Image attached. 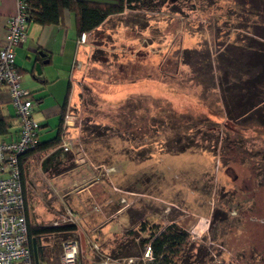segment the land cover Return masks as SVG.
Returning a JSON list of instances; mask_svg holds the SVG:
<instances>
[{"label": "rangeland", "instance_id": "obj_1", "mask_svg": "<svg viewBox=\"0 0 264 264\" xmlns=\"http://www.w3.org/2000/svg\"><path fill=\"white\" fill-rule=\"evenodd\" d=\"M156 14L157 55L144 50L135 32L129 40L117 36L111 51L95 50L79 65L76 156L96 173L113 170L120 211L108 237L85 242L77 230L69 240L78 243V260L89 264L107 257L145 264L139 241L176 222L206 246L212 264H264V117L260 126L258 118L247 120L264 114V0H170ZM170 14L195 25L196 69L182 47L186 30L171 35V27L159 24ZM138 16L141 26L149 24ZM209 52L214 74L200 70ZM256 84L260 92L251 88ZM33 181V215L51 201L65 202L53 184L43 186L36 174ZM59 209L65 223L68 212ZM128 238L134 241L118 251Z\"/></svg>", "mask_w": 264, "mask_h": 264}, {"label": "crops", "instance_id": "obj_2", "mask_svg": "<svg viewBox=\"0 0 264 264\" xmlns=\"http://www.w3.org/2000/svg\"><path fill=\"white\" fill-rule=\"evenodd\" d=\"M89 1L116 3L118 0ZM16 10V0H0V46L6 41L7 21ZM156 13L158 10L126 9L122 13L111 14L94 29L82 32L87 34L85 42L81 41L82 33L78 32L76 15L69 9L63 11L62 18L58 23L43 25L37 21L29 22L28 36L16 48V64L22 76L21 85L33 93V116L40 126V143L48 142L58 135L61 140L60 144L38 151L23 160V191L29 223L44 226L71 223H59L61 219L59 217L63 212L59 209V205H63L68 215L71 211L73 214L76 212L79 216V222L77 220L74 224L77 225L78 235L85 242L89 238H96L99 235L108 237L114 233L113 218L115 213L120 210L114 204L113 170H108L105 175L96 173L91 163H84L83 159L76 156L78 148H75V145L81 133L76 112V102L79 101V98L76 97L78 90L73 87V82L79 65L83 64L88 56L92 53L95 55V50L104 53L111 51L113 49L111 46L114 45L111 43L112 40L119 36L122 38L125 34L126 39L129 40V37L137 32L139 38L146 42L144 50L148 54L157 55L158 14ZM153 14L154 16H152ZM138 15L145 16L146 22L149 24L141 26L137 20ZM187 19L189 20V18ZM188 20L184 26L185 21H180L176 14H170L166 21L160 20L159 24L171 27V35L181 31L184 33L186 30L187 39L183 42L182 47L188 50L187 64L194 67L200 65L197 61L198 58L193 59L191 55L198 47L195 40L197 34L194 23H190ZM179 23H181V27H178ZM197 26L202 28L200 25ZM165 27L163 26V28ZM228 53L230 55L231 52ZM211 56L212 54L209 52L210 62L206 65L203 63L199 69H206L214 74L216 70ZM192 60L194 64L190 63ZM37 65L40 66L39 70ZM136 89L140 90V87H136L135 91ZM109 99L110 97H108ZM20 130V121L13 109L10 94L6 88L1 89L0 141L16 140ZM63 144H68L69 150H64ZM79 146L82 145L79 144ZM34 173L41 178L43 186L53 184L54 189L57 187V191L62 190L63 193L60 195L67 196L65 202L59 204L51 201L50 203L53 204L48 209L40 207L38 216L33 215L32 205L34 203L32 204L29 193V186L33 187L34 185ZM76 183L79 186L77 192H74L73 185ZM203 234L204 232L201 231L198 236ZM57 239L56 235H51L44 237L42 242H55ZM31 248L33 247L31 246Z\"/></svg>", "mask_w": 264, "mask_h": 264}, {"label": "built area", "instance_id": "obj_3", "mask_svg": "<svg viewBox=\"0 0 264 264\" xmlns=\"http://www.w3.org/2000/svg\"><path fill=\"white\" fill-rule=\"evenodd\" d=\"M29 0H16V12L7 21L6 41L0 46V90L6 88L20 121V134L16 140L0 141V264H34L28 232L27 207L21 179L20 156L39 144V123L33 116V93L22 87V76L16 64V48L28 36L30 22ZM86 33L81 41L85 42ZM69 150L68 144H63ZM79 216L69 212L65 222H77ZM94 247L98 249L95 244ZM76 240L63 242L61 261L76 264ZM142 259H152L147 246ZM101 264H122L119 259L105 258ZM129 257L125 264H135Z\"/></svg>", "mask_w": 264, "mask_h": 264}, {"label": "trees", "instance_id": "obj_4", "mask_svg": "<svg viewBox=\"0 0 264 264\" xmlns=\"http://www.w3.org/2000/svg\"><path fill=\"white\" fill-rule=\"evenodd\" d=\"M169 1L170 0H118L116 3H101L89 0H29L28 10L30 21H37L46 25L58 23L62 18L63 11L69 9L76 15L78 32L81 34L82 32L94 29L111 14L122 13L126 9L156 11L168 4ZM174 11L177 10L174 9ZM219 88L221 89V97L223 98L224 94L225 98L226 93L224 84H220ZM251 88L254 92H260L257 84ZM257 113L247 117V120L251 121L258 118L259 120H256L260 126L262 125L260 119L264 117L262 116L264 114L261 112L259 113L260 115H257ZM225 126L227 127V124H225ZM60 141V135L48 142L40 143L39 141V144L35 148L28 150L20 156L22 184H24L23 160L38 151L60 144ZM145 229L146 228H143V230ZM28 232L31 246L32 241H35L39 264H63L61 261L63 242L69 240L71 234L77 232V225L74 223H66L44 226L29 223L28 221ZM128 233L132 235L133 230H128ZM51 235H56L58 239L51 244L42 242L44 237ZM133 241V238H128L119 242L117 250L120 251L122 247L123 249L129 247L131 245L129 243ZM139 242H141L144 250H146L147 246H150L152 249V259L145 261V264L213 263L206 246L199 244L197 241L195 242L190 232L178 223H171L167 226H156L147 238H142ZM78 263L89 264L83 262V260H77L76 264Z\"/></svg>", "mask_w": 264, "mask_h": 264}, {"label": "water", "instance_id": "obj_5", "mask_svg": "<svg viewBox=\"0 0 264 264\" xmlns=\"http://www.w3.org/2000/svg\"><path fill=\"white\" fill-rule=\"evenodd\" d=\"M39 65H37V69L39 70ZM32 247H33V255H34V263L35 264H39V260H38V256H37V248H36V244L35 241H32Z\"/></svg>", "mask_w": 264, "mask_h": 264}, {"label": "bare ground", "instance_id": "obj_6", "mask_svg": "<svg viewBox=\"0 0 264 264\" xmlns=\"http://www.w3.org/2000/svg\"><path fill=\"white\" fill-rule=\"evenodd\" d=\"M201 223V222H200Z\"/></svg>", "mask_w": 264, "mask_h": 264}]
</instances>
